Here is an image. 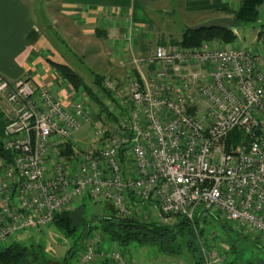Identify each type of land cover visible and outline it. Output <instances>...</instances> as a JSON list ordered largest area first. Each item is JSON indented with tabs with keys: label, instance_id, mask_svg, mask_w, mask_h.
Returning a JSON list of instances; mask_svg holds the SVG:
<instances>
[{
	"label": "built area",
	"instance_id": "2783aa9c",
	"mask_svg": "<svg viewBox=\"0 0 264 264\" xmlns=\"http://www.w3.org/2000/svg\"><path fill=\"white\" fill-rule=\"evenodd\" d=\"M132 63L138 73L127 93L117 79L103 80L118 119L103 123L82 95L66 102L30 79L0 75V105L13 114L2 138L12 157L0 163V242L90 199L120 217L149 205L161 224L188 220L203 264H225L202 232L209 218L264 246V53L206 41L158 45ZM88 127L87 143L73 138ZM235 129L246 140L228 144ZM121 247L97 231L68 264H133Z\"/></svg>",
	"mask_w": 264,
	"mask_h": 264
},
{
	"label": "crops",
	"instance_id": "0c3cea01",
	"mask_svg": "<svg viewBox=\"0 0 264 264\" xmlns=\"http://www.w3.org/2000/svg\"><path fill=\"white\" fill-rule=\"evenodd\" d=\"M38 1L0 0V75L10 80L30 79L40 87L56 91L66 102H72L81 90L74 89L49 63L48 60H53L72 67L53 37L68 46L69 42L75 46L82 39H92L97 45L96 51L103 52L101 61L107 73L122 74L130 81L131 68L137 69L132 66V60L147 56L155 50L153 43L163 41L167 33L173 32L165 17L177 8L176 4L182 10L184 1L186 12L198 18L192 24H197L232 16L225 10L236 11L242 0H59L57 8L48 6L50 2L46 0ZM258 31L255 44L250 47L239 39L238 28L235 29L238 38L232 43L221 39L209 42L218 48L249 47L264 53V42L258 37ZM149 72V68H143L144 76L148 77ZM127 87L125 84L124 93ZM7 110L6 104L0 105L4 122L9 114L13 115ZM86 129L92 132L91 128ZM91 137L85 138L87 142Z\"/></svg>",
	"mask_w": 264,
	"mask_h": 264
},
{
	"label": "rangeland",
	"instance_id": "374dc122",
	"mask_svg": "<svg viewBox=\"0 0 264 264\" xmlns=\"http://www.w3.org/2000/svg\"><path fill=\"white\" fill-rule=\"evenodd\" d=\"M40 1L41 0L38 2ZM46 1L50 2L48 6H53L54 8H57L59 4V0ZM176 7L179 8V5L176 4ZM177 8L170 12L168 11L169 13L167 14H169V16L165 17L166 23H169L173 32L169 34L167 33V36H165L163 41L153 43V50L158 45L180 46L178 42L181 40L183 32L194 20L198 19L197 16L186 12L184 1L181 2L182 10ZM198 23H200V21ZM263 25L264 4L259 7V17L257 21L245 24L238 28L239 39L244 41V45H249V47L252 46L255 44L257 30L261 29ZM58 29L59 28H56V30ZM53 41H56L59 51L69 59L72 67L84 77L86 82L99 95V99L104 104V109H106L105 112L101 111L102 108L100 104L96 103L90 95L85 91H81L80 95L84 97L83 99L86 98L90 106L94 109L96 121L102 123L110 122L114 119L117 121L118 119L115 118L110 111L112 107H115V102L108 93L103 92L100 87L95 84V75L98 74L104 78L111 77L117 79L121 87L125 84L130 85V81L127 80L128 78L122 77V74L116 75L115 73H107V69L101 61L103 50L100 51L102 53L97 52V45L92 39H82L81 43H77L75 46L70 42L69 46L66 45V43L63 44L61 43V39H55L54 37ZM153 52L154 51H151L148 55H152ZM146 67L147 66H145L144 69H146ZM137 73V69L131 68L132 76L137 75ZM149 75L150 72L148 73V76ZM76 97H79V95ZM3 117L2 112L0 113V126L5 120ZM90 132L91 130L89 129L79 131L73 136V138L76 140L84 139V142H87V139L85 138L88 135H92V132ZM62 152L60 154H62ZM1 162L2 160L0 159V163ZM111 212L112 208L108 206V204L104 202L95 203L88 199L72 210V213H74L72 215L74 217L73 221L77 228L74 235H67L63 230L52 224L40 229L20 232L9 240L0 242V248L7 247L15 241H18L21 244L28 246L29 249V256L24 259L21 264H65L66 256H68L70 252H73V254H75L74 256H76L89 236V230L91 229L88 228L85 222H90L91 225L98 224L99 218L104 217ZM82 213L85 219L82 218ZM137 217L142 220L147 219L149 221H158L157 212L149 205H147L142 211H137ZM234 229L237 230L236 227H234ZM93 231L94 230H92V232ZM97 231L100 232L99 230ZM205 231L211 233L216 245L220 246L222 254L225 257V264H264V246L257 238H255V236L238 230L239 233L241 232L249 236L248 238H245L244 235H239L235 231L232 232L225 230L216 218H209L208 221L205 222ZM195 237V247L198 254V258L196 259L204 263V258L199 248V242L194 232V239ZM187 240L191 242L192 236L188 237ZM187 240L182 243L178 255L163 253L156 246H142L136 243L123 246L121 249L127 253V256L131 259L133 264H192V252L187 246Z\"/></svg>",
	"mask_w": 264,
	"mask_h": 264
},
{
	"label": "trees",
	"instance_id": "16d2710c",
	"mask_svg": "<svg viewBox=\"0 0 264 264\" xmlns=\"http://www.w3.org/2000/svg\"><path fill=\"white\" fill-rule=\"evenodd\" d=\"M262 4H264V0H242L239 8L236 11L225 10V12L228 15H232L234 17L235 29H237L245 24L257 21L259 17V7ZM258 37L264 42V25L258 31ZM237 38L238 35L235 30L228 31L224 29L213 28L194 31L188 27L183 32L182 38L178 44L182 47H198L206 41L221 39L225 43H232L236 41ZM48 61L58 71V73L74 87V89L77 91H85L96 103L100 104L102 108L101 111H106V109H104V104L99 99V95L89 86L82 75H80L69 65L57 63L53 60ZM104 79L105 78L101 75H95V84L98 85L103 92L108 93V95L111 96V93L103 87ZM5 124L6 122H3V124L0 126V159L4 162H8L11 160L12 156L5 150L2 142ZM245 140L246 137L243 134V131L241 129H235L228 136L227 143L235 144ZM70 150L71 149L67 151ZM108 206L110 205L108 204ZM110 207L112 208V206ZM83 213L82 218L85 219ZM73 214L74 213H72V211L58 214L55 217L53 225H56L67 235H74L77 228L73 221ZM207 221L208 220L205 222ZM217 221L222 224V227L225 230L232 232L235 231L239 235H244L245 238L249 237L247 234H243L241 232L239 233L238 229L235 230L233 226L218 219ZM85 224L89 229H91L89 230V235L99 230L101 233L106 235L110 241L118 245L128 246L131 243H136L142 246H156L163 253L171 255H178L180 253L182 243L186 242L187 238L192 236L191 242L187 240V246L192 252L191 254L193 257V263L203 264L202 261L196 259L198 258L195 247L196 237L194 239V228L192 223L188 220H180L173 225H164L157 221H149L147 219L142 220L137 216L120 217L116 215L114 209L112 208L111 213L106 214L104 217L98 219V224L91 225L90 222H85ZM92 230L94 231L92 232ZM202 232H205V228L202 230ZM74 255L75 254H73V252H70L65 258V264H68L72 258L75 257ZM28 256V246L17 241L7 247L0 248V264H21L22 261Z\"/></svg>",
	"mask_w": 264,
	"mask_h": 264
},
{
	"label": "water",
	"instance_id": "95a60500",
	"mask_svg": "<svg viewBox=\"0 0 264 264\" xmlns=\"http://www.w3.org/2000/svg\"><path fill=\"white\" fill-rule=\"evenodd\" d=\"M189 28L194 31L213 28L233 31L235 30V19L233 16L216 17L195 25H191Z\"/></svg>",
	"mask_w": 264,
	"mask_h": 264
}]
</instances>
